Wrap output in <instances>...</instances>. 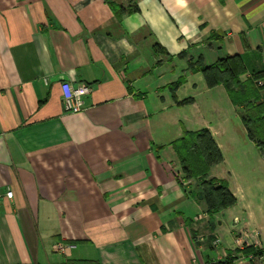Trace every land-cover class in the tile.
Instances as JSON below:
<instances>
[{
	"label": "crops",
	"instance_id": "crops-1",
	"mask_svg": "<svg viewBox=\"0 0 264 264\" xmlns=\"http://www.w3.org/2000/svg\"><path fill=\"white\" fill-rule=\"evenodd\" d=\"M118 2L0 0V264H264V148L198 69H264V0ZM203 128L236 199L215 213L171 145Z\"/></svg>",
	"mask_w": 264,
	"mask_h": 264
},
{
	"label": "trees",
	"instance_id": "trees-1",
	"mask_svg": "<svg viewBox=\"0 0 264 264\" xmlns=\"http://www.w3.org/2000/svg\"><path fill=\"white\" fill-rule=\"evenodd\" d=\"M115 13L120 16L131 9L124 8L118 0H107ZM131 2L133 0H127ZM135 10V9H134ZM246 45V44H245ZM203 73L207 85L222 84L230 101L242 106L240 118L246 128L247 135L259 149L264 148V101L262 90L264 82V69L252 71L245 80L241 79L247 69L240 57L235 54L219 59L210 66H198ZM189 102L186 101L185 103ZM172 148L179 160L183 180L192 178L199 180V188L207 205L209 213H215L231 206L236 199L230 192L228 184L223 179L208 176L209 168L222 161L221 152L207 128L198 130L183 129L180 137L172 141ZM243 254H248L251 249H241ZM256 254L257 252H251ZM224 264L223 262H219Z\"/></svg>",
	"mask_w": 264,
	"mask_h": 264
},
{
	"label": "built area",
	"instance_id": "built-area-1",
	"mask_svg": "<svg viewBox=\"0 0 264 264\" xmlns=\"http://www.w3.org/2000/svg\"><path fill=\"white\" fill-rule=\"evenodd\" d=\"M264 82V79L258 80V84H262ZM60 93H61V98H62V103H63V109L66 112L70 113H79L84 109V97L90 94L91 92V86L82 83L79 85H73L71 84L68 80L62 79L60 81ZM12 191L7 190L5 192V196L7 198L12 197ZM220 242L219 239L215 238L212 241V244L214 246L218 245ZM74 247L73 244H68V243H58L55 247V249L59 252L65 253L66 249ZM257 251H261L262 254H264V248L261 246L257 245ZM255 254L251 255L254 256Z\"/></svg>",
	"mask_w": 264,
	"mask_h": 264
},
{
	"label": "rangeland",
	"instance_id": "rangeland-1",
	"mask_svg": "<svg viewBox=\"0 0 264 264\" xmlns=\"http://www.w3.org/2000/svg\"><path fill=\"white\" fill-rule=\"evenodd\" d=\"M242 80H245V79H242ZM258 84V83H257ZM260 85V84H259ZM199 192L201 193V189H199ZM198 193V192H197ZM213 241V240H212ZM68 244H71V243H68ZM255 252H257L256 254H255V256H262L263 254H262V252L261 251H257V249H256V251Z\"/></svg>",
	"mask_w": 264,
	"mask_h": 264
}]
</instances>
